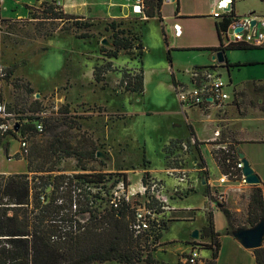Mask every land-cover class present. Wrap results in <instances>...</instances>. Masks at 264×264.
<instances>
[{"label":"rangeland","instance_id":"rangeland-1","mask_svg":"<svg viewBox=\"0 0 264 264\" xmlns=\"http://www.w3.org/2000/svg\"><path fill=\"white\" fill-rule=\"evenodd\" d=\"M41 7L39 0H0V73L5 67L18 64L8 81H0V92L4 94L6 103L14 109L29 107L31 102L38 99L41 102L39 107L47 117L46 131L29 140L30 154L26 156L30 155L33 167L46 169L54 164L57 169L55 172L86 175L84 192L93 197L96 206L101 209L110 208L124 176L129 184L136 185L147 166L157 175L164 174L168 159L165 151L168 147L174 151L169 156L174 157L171 160L174 164L192 168L193 160L199 158L192 144H187V147L182 144V150V146L174 148L176 140L170 142V139L190 135L189 124L193 125L199 139L211 135L216 123L210 117L217 111L216 108H210L209 116L198 107L182 105L173 85L172 72L180 81L188 82L189 74L186 70L200 66L198 64L201 63L213 62L211 53L179 50L175 47L172 26L174 20H166L163 26L158 19L153 18L136 28L144 44L145 91L141 95L131 92L119 94L117 90H120L122 72L131 68L138 72L141 67L137 49L130 53L122 52L118 59L105 56L104 51L113 47L112 32L105 29L108 22L105 20L92 21L91 26L74 30V34L91 31L93 37L88 39L62 32L49 38H37V20L32 13L42 9ZM7 14L13 18L2 17ZM99 16L101 19L106 18L103 13ZM214 20L213 16H205L179 22L186 32L191 26L198 30L212 27ZM103 39L108 43L103 44ZM168 49H171L170 58ZM227 54L229 60L237 62L231 63L232 65H244L239 72L234 71L233 78L251 80L264 77V49L232 50ZM110 61L111 66H107ZM96 66H101V74H105L107 78L108 85L105 89L94 78ZM221 72L229 81L227 70L222 68ZM26 81L31 82L33 92L26 88ZM232 82L230 90L236 84L235 81ZM67 104L68 106H63ZM233 104L242 112V115L237 116L250 114L241 124L247 125L252 131L251 136L264 138L263 115L260 112L264 110V88L257 90L251 84L246 85L243 90L235 93ZM5 141L9 142V151L3 147L0 151V170L11 173L26 171V156L21 158L15 154L19 150L18 140L8 135ZM216 147L217 145L212 148L215 156ZM252 149L259 154L264 169V145ZM71 151L74 154H68ZM8 153L14 157L8 159ZM204 153L211 174L219 178L220 173L207 147L204 148ZM184 171L191 183L189 170ZM101 177L105 180L102 181ZM87 179L96 182H87ZM162 181L165 182L164 178ZM208 187L213 194V198L209 200L215 208L219 204H225L237 209L232 218V226H248L249 200L245 199V191L237 189V196L233 197L225 194L217 184L212 187L208 183ZM202 194L201 191L194 193L190 201L201 203ZM220 194H224L223 197ZM183 195L185 192L178 193V196ZM205 209L206 211L199 210L195 224L185 220H175L169 224L163 240L173 241L166 246L164 252L158 251L157 255L162 263L179 264L181 251L187 249L186 240L199 239L192 238V233L207 219L205 212L208 215L212 211L207 207ZM171 215L175 216L177 213ZM166 216L169 214L166 213ZM226 221L224 214L217 215L219 227ZM206 254L204 251L202 256L206 257ZM103 264L121 263L107 261Z\"/></svg>","mask_w":264,"mask_h":264},{"label":"trees","instance_id":"trees-1","mask_svg":"<svg viewBox=\"0 0 264 264\" xmlns=\"http://www.w3.org/2000/svg\"><path fill=\"white\" fill-rule=\"evenodd\" d=\"M163 2L164 0H142L145 20L139 16L128 19H113L108 21L105 26L107 31L112 32L113 43L110 50L104 51L102 49L105 56L118 59L122 52L130 53L137 49L140 58L141 67L138 72L132 68L122 72L120 90H117L119 94L131 92L141 95L145 91L144 44L136 28L141 24H146L153 17H159L162 21ZM41 4L42 9L32 13L33 18L37 20L35 23L37 38L53 36L57 31L73 33L75 29L93 24L90 23L92 21L83 17L65 13L58 0L42 1ZM238 17L240 16H237L234 8H232L230 13L222 15L217 21L216 25L221 40L222 34ZM48 21L49 23H47ZM74 35L81 39L93 37V33L88 30L81 33L76 32ZM255 48H264V41L261 45H252L246 42H232L225 45L221 42L219 47L207 49L220 51ZM170 50L168 49L169 58ZM111 62L107 66H111ZM224 64L232 65L228 62L227 57ZM205 66L216 67L217 65ZM17 68V63L3 68V72L0 73V81L2 79L8 81ZM101 71V66H96L94 78L96 82L102 83V88L105 89L108 81L105 74H101ZM18 79L22 80V78ZM172 80L176 89L179 80L174 72H172ZM25 85L29 92L34 91L30 81H26ZM254 85L257 90L264 88V83ZM0 102L5 103L6 111L12 113L17 123L20 124L19 133L12 130L6 135L0 133V145L7 152L9 151V142L5 140L8 135H12L18 141L20 137L24 136L30 140L39 134L36 130L37 121L44 123L46 131L47 117L43 115V111L39 107L41 102L38 99L31 102L29 107L14 109L6 103L4 94L0 92ZM63 106H68V104ZM189 126L191 136L186 139H172L170 142L176 140L174 148L182 146L184 142L188 146L192 144L193 150L197 151L201 159L200 166L204 167L205 161L200 148L201 142L194 137L193 125L189 124ZM229 145V152L217 149L214 157L223 174H229L231 181H239L241 169L238 168L237 164L240 162V158L235 145ZM170 149L171 147H168L165 151L168 154L167 166L174 164L171 161L174 157L169 158L174 151ZM181 149L183 150V146ZM28 154H30L29 150L24 156ZM68 154H74V151L68 152ZM20 156L21 158L24 157ZM29 156H26L27 172L0 174V264H101L107 261H116L121 264H160L154 256V252L160 246L163 232L168 229L169 222L180 218L179 210L171 213H177L175 216L169 214V220L163 221L160 226L157 227L156 224H153L150 231L136 234L133 228L135 210L130 203L122 200L117 207L111 203L110 208L101 209L96 206V200L84 192L83 184L86 182L84 178L86 175H67L55 172L57 169L54 164L46 169L44 167L35 169ZM78 159L81 161L80 157ZM30 173L37 175L31 176ZM150 174L148 170H145L142 180L146 182L147 178L151 177ZM205 178L204 192L209 199H212L213 194L207 184L208 178L206 176ZM87 180V182H96ZM101 180L103 181L105 178L101 177ZM123 180L127 182L126 176ZM263 194L264 191L259 186L252 190L248 203V226H253L264 219ZM42 196L45 197L44 200L41 199ZM220 208L227 217L229 234H233L238 228L248 227L232 226L234 213L226 208L225 204H221ZM207 220V224L202 227L201 236L210 237L211 243L202 245L195 240H192L191 243L198 244L201 248L203 246L211 248L212 259L207 261V264H215L220 246V233L215 230L212 211L207 215ZM253 252L256 264H264V243L261 247L254 249Z\"/></svg>","mask_w":264,"mask_h":264},{"label":"crops","instance_id":"crops-1","mask_svg":"<svg viewBox=\"0 0 264 264\" xmlns=\"http://www.w3.org/2000/svg\"><path fill=\"white\" fill-rule=\"evenodd\" d=\"M42 1H50V0H39V2L42 3ZM222 0H164L161 13L163 20L161 21L159 17H153L158 19L163 26H165L166 20H174L172 21V26L174 27L175 24L180 25L181 27V34L176 35L174 30V37H175V47L179 48V50H202V51H208L211 53V59L213 62L209 63H201L198 65H213V64H219L221 65V69L225 68L230 75L231 79L236 82L235 84V90L236 92H239L243 90V88L246 85L251 84L253 87L254 84H263L264 83V77L262 78H253L251 80L247 79H239V78H233L232 74L236 70V72H239L241 68L244 67V65H226V64H220L217 62V60L214 58L215 54L218 52V50L215 49H207L211 47H219L221 45V42L224 43L221 38L219 37V32L217 29V21L220 20V18H216L211 23L212 27H209L207 29H200L197 28H188L186 32H184L183 27L180 24V20H187V19H195V18H202L205 16L212 17V11L218 6L219 2ZM60 3L63 11L67 14H72L75 16L83 17L84 19H88L89 21H96V20H105V21H111L113 19H128L133 18L135 16H139L142 18V20L146 19V16L144 14H136L133 12V4L135 0H58ZM261 2L264 3V0H233L231 3V8H234L235 14L237 16H244L248 14H256L260 18L264 19V4H260ZM100 13H103V15H106L104 19L100 18ZM3 18H13L11 15H2ZM214 17V16H213ZM153 18H150L149 21ZM148 21V22H149ZM60 33L57 31L55 34ZM52 37V36H49ZM46 37V38H49ZM204 48V49H203ZM258 50L264 49V48H255ZM232 50H252V49H228L225 51L226 57L228 56V52ZM228 59V58H227ZM229 63H237L233 62L228 59ZM1 63V61H0ZM176 76V74H175ZM178 79V77L176 76ZM179 80V79H178ZM254 89V88H253ZM217 113L213 117H210L213 122L216 123V127L213 130L211 135H208L204 139H199L196 135L195 131V139H198L200 143V148L202 151V155L204 157L205 165L204 167L200 166V157L193 160V167L187 168L184 166L185 170H189L190 177L192 182L190 183V180L188 179V183H185L183 186L185 188L188 186H191L189 189V192L184 191L185 195L176 197V199L173 201V204L179 208V211L181 215L179 216V219H173L169 224L173 223L175 220H185L186 222L195 224L198 220L199 210L204 209L206 211V207L210 210H212V213L214 215V223H215V230L220 233L219 239H220V246H219V252L218 257L215 260V264H256V258L254 255V252L252 249H247L243 247L239 241L235 238L233 234L228 233V220L225 215V213L221 210L220 207L215 208L211 201L209 200V197L205 194L203 187L205 186L202 183L203 176L207 177V184L209 183L210 186H214L215 184L219 185L218 179L215 175L211 174L210 165L208 164V160L204 153V148L207 147L208 151L210 152L213 161L216 165L217 171L220 173L219 177L223 174L221 171V168L219 164L217 163L214 154L212 152V148H215L216 145H218V141H215L214 131L220 130L221 131V137L219 138L221 143H227V144H234L236 147V150L238 152L239 158H240V152L245 154V157L249 160L251 166L254 168L256 173L259 174L261 177V184L259 185H253V184H241L239 181L235 182H227L224 183L221 186L224 190L225 194H228L230 196H237V193L235 192L237 189L245 191L246 196L245 199H248L250 201V195L252 193V190L255 187H261L264 191V169H263V162L259 160V154L252 149L264 145V138H254L251 136L250 129L247 127L246 124H241L242 121H244L248 116H237L238 114L242 115V112L238 109V106L236 104L230 103L228 106H226L223 109H215ZM219 110H223L222 112ZM204 113L207 115H211V112L209 109H202ZM243 111V109H242ZM262 113V121L264 122V110L260 111ZM223 122V123H221ZM195 130V129H194ZM191 136V133L190 135ZM186 137H176V138H187ZM171 138L170 140H172ZM261 148V147H260ZM11 154V153H10ZM7 155V154H6ZM166 163V162H165ZM146 170H149V172L157 177V178H164L166 184L169 187H173V185L176 182V179L169 176L166 173V167L167 164L163 170L164 174H156V172H153V170L150 168V166H147ZM171 167V166H169ZM3 173L9 174L11 172L2 171ZM28 169L24 172H27ZM18 173V172H14ZM201 175V176H200ZM189 178V177H188ZM200 183V184H199ZM201 191L202 194V202L196 203L191 202L190 198L191 196ZM179 201V202H178ZM232 213L235 214L237 212V209L226 206ZM183 211V212H182ZM191 212V213H189ZM207 212H205L206 218H207ZM192 214V215H191ZM218 214H224L226 217V223L223 224V226L219 227L216 222V217ZM189 216V217H185ZM193 216V217H192ZM207 219L204 223L200 224L199 227V233H201L202 227L207 224ZM168 224V228L169 225ZM195 227H193L194 229ZM168 230V229H166ZM164 230V232L166 231ZM163 236L160 241L159 249H157L154 252V256L159 260L160 264H163L160 259L158 258V251L163 250V252L166 250V246L172 242L163 240ZM192 239L186 240L187 242V249H184L181 251V256L179 258V264H191L186 261V258L189 257L190 253L192 252V246L198 245L191 243ZM197 243L204 244H210L211 238L206 236L202 237L201 234L199 236L198 240H195ZM200 246V245H198ZM201 247V246H200ZM203 249V250H202ZM206 251V257L202 256L203 252ZM212 259V249L207 247H202L200 249V258L196 264H207V261ZM103 264V263H101ZM167 264V263H165Z\"/></svg>","mask_w":264,"mask_h":264},{"label":"built area","instance_id":"built-area-1","mask_svg":"<svg viewBox=\"0 0 264 264\" xmlns=\"http://www.w3.org/2000/svg\"><path fill=\"white\" fill-rule=\"evenodd\" d=\"M231 3L232 0L220 1L218 6L212 11V15L216 18H221L222 15L230 13L232 10ZM133 12L139 15L143 14L142 0H135L133 4ZM253 18L262 21L258 37H256L257 26L255 25L253 30L250 29L251 20ZM237 27H243V30L237 32ZM174 30L176 35H180L182 32L181 27L178 24L174 25ZM222 41L225 45L232 42H246L252 45H261L264 41V19L256 14H248L236 18L228 30L222 34ZM213 65L217 66L194 67L186 70V73L189 74V81L183 82L179 80V84L175 89L177 97L182 105L198 107L200 109H223L232 103L236 93L235 85L232 90H230L233 83L231 77L228 75L229 81H227L222 75L219 64ZM19 128L20 124L17 123L13 114L6 111L5 103L0 102V133L6 135L10 130L19 133ZM36 130L39 134L45 131V126L42 121L36 122ZM214 136L215 141H218L216 148L229 152L230 145L219 141L221 131L215 130ZM18 142L19 150L15 154L24 156L29 150V140L24 136L20 137ZM183 145L187 147V143L184 142ZM1 149L2 147L0 145V151ZM11 157H14V155L8 153L7 158L10 159ZM237 166L241 169V178L239 182L243 185L248 184L242 172L243 162L240 160ZM184 170V166L180 167L176 164H173L171 167H166V173L176 179L173 187L167 186L162 179L157 177H149L146 182L141 179L136 185L129 184L123 180L118 185L112 203L115 207H117L122 200L131 204L135 210V222L133 223V228L136 234L150 231L153 224H156L157 227L160 226L163 221L169 220L166 213L171 214L172 212H177L179 210V208L173 204V201L176 197H179L178 193L187 191L191 188V186L188 185L186 188L183 186L185 183H188L189 179ZM1 173L3 172L0 171V174ZM230 181L229 174H222L218 179L219 185ZM214 186H216V184ZM220 195L223 197L224 194ZM41 199L44 200L45 197L42 196ZM192 247L193 250L189 257L186 258V261L191 264H196L200 258L201 247L198 245H193Z\"/></svg>","mask_w":264,"mask_h":264},{"label":"water","instance_id":"water-1","mask_svg":"<svg viewBox=\"0 0 264 264\" xmlns=\"http://www.w3.org/2000/svg\"><path fill=\"white\" fill-rule=\"evenodd\" d=\"M172 1H175V0H172ZM255 25L257 26L256 37H258L260 28L262 26V21L258 20L257 18H253L251 20L250 29L253 30ZM242 30H243V27L236 28L237 32H241ZM102 43L107 44L108 41L106 39H103ZM225 51L226 50H220L214 56V58L220 64L226 63ZM98 155H100V153H98ZM240 160L243 162L242 172L245 176L246 182L248 184H253V185L261 184L262 182L261 177L259 176L258 173H256L254 168L251 166L249 160L245 157V154L242 152H240ZM202 183L206 184L205 177H203ZM219 207H221V204H219ZM233 235L239 241V243L247 249L254 250L256 248L261 247L264 243V219H261L257 224L253 226L246 227V228H238L237 230L234 231ZM199 236H200L199 230L195 229L192 233V238L196 239Z\"/></svg>","mask_w":264,"mask_h":264}]
</instances>
